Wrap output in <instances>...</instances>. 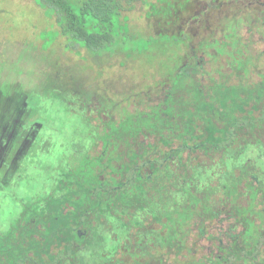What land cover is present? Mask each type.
<instances>
[{
  "label": "trees",
  "instance_id": "obj_1",
  "mask_svg": "<svg viewBox=\"0 0 264 264\" xmlns=\"http://www.w3.org/2000/svg\"><path fill=\"white\" fill-rule=\"evenodd\" d=\"M33 1L53 22L39 34L43 48L47 39L55 37L54 43L59 37L65 48L84 50L99 60L105 54L110 59L140 57L160 42L184 43L181 31L146 37L128 26L126 13L138 2L146 4L144 0ZM255 5V10L245 7L242 17L227 20L225 32L233 36L203 43V56H225L229 71L180 67L162 101L118 120L109 115L97 136L101 151L84 153L75 169H59L50 193L21 200L20 213L0 233V264H76L101 219L113 218L122 226L126 219L133 228L145 229L132 218L145 208L161 225L158 246L142 259L122 248L116 264H128L122 263L125 258L131 264H253L259 259L264 246L263 173L252 175L247 163H237L264 141V1ZM243 24L261 41L250 38L249 30L247 37L239 33ZM201 75L208 85L200 83ZM218 155L224 165L232 160L217 179L222 195H213L212 185L196 191L205 159ZM168 190L179 191L183 202L156 213L153 193ZM223 221L232 223L226 232L217 226Z\"/></svg>",
  "mask_w": 264,
  "mask_h": 264
},
{
  "label": "rangeland",
  "instance_id": "obj_2",
  "mask_svg": "<svg viewBox=\"0 0 264 264\" xmlns=\"http://www.w3.org/2000/svg\"><path fill=\"white\" fill-rule=\"evenodd\" d=\"M144 1L146 4L138 2L126 13L128 26L146 37L181 31L184 43L160 42L140 57L114 55L110 59L105 54L97 60L84 50L76 53L65 48L59 37L54 43L55 37L47 39V48H43L39 34L51 29L52 20L33 0H0V233L20 213L21 200L50 193L59 169H75L84 153L101 151L97 136L109 115L118 120L127 113L148 111V106L164 99L165 90L173 87V78L184 65L197 64L203 73L229 71L225 56H203V43L221 40L223 34L233 36L232 31L225 32L227 20L235 14L242 17L245 7L257 8L256 0ZM243 25L239 33L247 37L249 30L253 33L250 38L261 41L249 24ZM261 31L264 34V25ZM214 76L219 78V74ZM200 81L209 83L204 75ZM237 163H247L252 175L261 171L264 184V141L261 147L250 148ZM231 164V159L222 164L219 155L205 159L196 191H208L212 185L216 189L212 194L222 195L217 179ZM153 195L156 213L183 202L179 191ZM132 218L145 229L133 228L126 219L125 226L113 218L101 219L76 264H116L115 256L122 248L141 259L154 253L161 225L152 221L148 208L136 211ZM217 226L226 232L232 223L223 221ZM202 245L209 247L210 243ZM260 250L253 264H264V246ZM127 262L131 264L128 258L122 259V263Z\"/></svg>",
  "mask_w": 264,
  "mask_h": 264
},
{
  "label": "flooded vegetation",
  "instance_id": "obj_3",
  "mask_svg": "<svg viewBox=\"0 0 264 264\" xmlns=\"http://www.w3.org/2000/svg\"><path fill=\"white\" fill-rule=\"evenodd\" d=\"M256 2H260V3H261V2H262V0H256Z\"/></svg>",
  "mask_w": 264,
  "mask_h": 264
}]
</instances>
